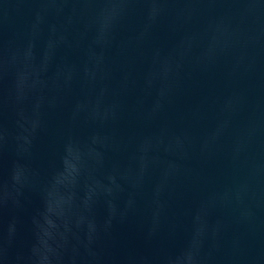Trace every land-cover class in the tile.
<instances>
[{"label":"water","instance_id":"95a60500","mask_svg":"<svg viewBox=\"0 0 264 264\" xmlns=\"http://www.w3.org/2000/svg\"><path fill=\"white\" fill-rule=\"evenodd\" d=\"M0 264H264V0H0Z\"/></svg>","mask_w":264,"mask_h":264}]
</instances>
